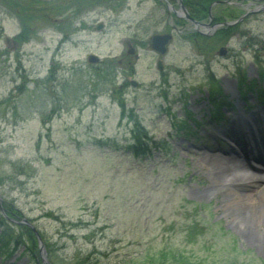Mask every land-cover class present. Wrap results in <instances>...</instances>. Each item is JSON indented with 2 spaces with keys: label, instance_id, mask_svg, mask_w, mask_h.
Masks as SVG:
<instances>
[{
  "label": "rangeland",
  "instance_id": "obj_1",
  "mask_svg": "<svg viewBox=\"0 0 264 264\" xmlns=\"http://www.w3.org/2000/svg\"><path fill=\"white\" fill-rule=\"evenodd\" d=\"M15 1L0 0V237L13 240L0 264H42L27 223L48 264L81 256L156 264L148 259L160 253L166 264H264V223H239L225 194L238 189L210 185L215 171L198 163L202 153L241 159V150L221 152L218 137L248 121L264 139V105L246 86L237 96L243 72L256 77L264 66V12L244 18L228 41L207 38L210 30L178 21L157 0ZM27 23L32 32L20 40ZM164 31L173 36L159 54L148 41ZM216 83L235 101L217 105L222 120L211 115ZM135 121L144 154L127 147ZM241 163L231 172L248 175Z\"/></svg>",
  "mask_w": 264,
  "mask_h": 264
},
{
  "label": "bare ground",
  "instance_id": "obj_2",
  "mask_svg": "<svg viewBox=\"0 0 264 264\" xmlns=\"http://www.w3.org/2000/svg\"><path fill=\"white\" fill-rule=\"evenodd\" d=\"M229 84L231 85V82ZM251 122L248 121L247 126L249 125L250 132L254 133L253 131L257 130V128H254ZM251 142L253 143V147L256 145L262 147V144H264V140L258 132L254 134ZM258 154H253L249 149L242 150V156L244 157V160L242 161L243 164L253 168L247 160L248 158H256L264 161V157H261ZM198 155V163L200 166H209L210 169L215 171L210 179V185L225 182L227 184H232L238 189H228L225 192L226 196L229 197L227 205L231 206L234 211H238L239 218L237 217L236 220L239 223L245 222L246 224L256 221L259 224L264 223V174L237 175L231 172V168L239 169L242 167L240 159L236 157L222 156L214 153H202ZM261 250L264 252V248Z\"/></svg>",
  "mask_w": 264,
  "mask_h": 264
},
{
  "label": "trees",
  "instance_id": "obj_3",
  "mask_svg": "<svg viewBox=\"0 0 264 264\" xmlns=\"http://www.w3.org/2000/svg\"><path fill=\"white\" fill-rule=\"evenodd\" d=\"M6 3H8L9 6H16L19 5V3H21L19 1L16 2L15 0H4ZM28 2H32V1H36L38 2L39 0H27ZM214 1V0H183V2L185 3V5L187 6L190 14L198 19H202V18H206L207 14H208V6L209 4ZM27 5V4H26ZM235 6H230V5H225L223 3L221 4H217L213 7V9H218V11L216 12V18L218 19H222L223 17H225L222 13H224L226 11V15H228V17L233 18L236 15L233 14L235 13ZM60 11V10H59ZM238 30L237 26H231V27H225V28H220L218 29L214 35L212 36H208L207 38H221L224 37V39H227L232 33H234L235 31ZM32 32V29L30 27V24H25L22 26V31L21 33L18 35V38L20 40H24L26 37H28L29 33ZM192 35H195V33H192ZM27 39V38H26ZM223 39V40H224ZM115 67V66H114ZM261 75H264V68H261ZM102 79L105 80L107 79L105 75L102 76ZM247 80H246V75L243 73L240 79V85H246ZM249 89H251V87H249ZM220 93V89L216 87V85L214 84L212 86V89L210 90V96L216 97L218 94ZM264 92L260 93V96H264L263 95ZM135 129L134 134H133V138L135 139V141L131 144L128 145V149L130 151H132V153H134L135 155L137 154H144L147 153V151H150V148L148 146V142L141 136H143V129H141L139 127V123L135 121ZM186 130L189 131V128H186ZM145 135V134H144ZM146 136V135H145ZM32 241H34V237L32 236ZM13 242V240H6L5 237H0V246L2 249H5V251H8L7 248L9 247V244H11ZM161 258H155L152 257L150 259H148L149 261H151L150 263H156V264H165L167 259L165 258V253H160ZM162 259V260H161ZM175 259V258H174ZM156 260V262H155ZM174 261H178L180 262V260H174ZM67 264H92L89 261V257L85 256V257H76V259L72 262H66ZM125 263V262H124ZM125 264H136V262L133 261H128Z\"/></svg>",
  "mask_w": 264,
  "mask_h": 264
},
{
  "label": "water",
  "instance_id": "obj_4",
  "mask_svg": "<svg viewBox=\"0 0 264 264\" xmlns=\"http://www.w3.org/2000/svg\"><path fill=\"white\" fill-rule=\"evenodd\" d=\"M230 2V1H227ZM172 6V5H171ZM260 9H264V5L254 8L252 10H248L247 12H245L244 14H242L239 18L232 20V21H225V22H220L217 24L212 25L211 27L213 29H215L216 27L220 26V25H231V24H235L238 21H240L243 17H245L247 14L254 12V11H259ZM176 13L177 16H181L184 17L186 19H188L190 21V23L192 24L193 28L196 30H200V28H204L207 29L210 24L209 22H200L197 21L196 19H194L193 17H191L188 13V11L185 9V7L182 5L181 0H179L178 2V10L174 11ZM171 38V34L167 33V32H163V33H154L152 34L151 38H150V42L149 45L152 47V49H154L156 52L163 54L166 50V44L167 42L170 40ZM219 54H223L225 52V48L221 47L219 48ZM88 60L91 62H95L98 60L97 55L95 54H89L88 56ZM158 67H161V60H158L157 62ZM130 83L135 85L136 81L134 80H130ZM16 222V220H14ZM25 222V221H23ZM35 232L37 238H38V245H39V251H40V255H41V259H42V263L43 264H48V260L46 257V252L43 246V243L37 233V231L35 230V228L33 226H31L30 223H27Z\"/></svg>",
  "mask_w": 264,
  "mask_h": 264
}]
</instances>
